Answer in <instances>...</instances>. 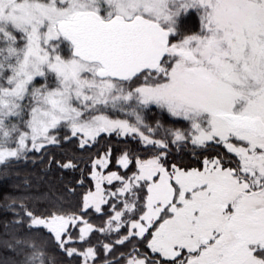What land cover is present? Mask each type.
Segmentation results:
<instances>
[{"label":"snow or ice","instance_id":"snow-or-ice-1","mask_svg":"<svg viewBox=\"0 0 264 264\" xmlns=\"http://www.w3.org/2000/svg\"><path fill=\"white\" fill-rule=\"evenodd\" d=\"M0 264H264V0H0Z\"/></svg>","mask_w":264,"mask_h":264}]
</instances>
